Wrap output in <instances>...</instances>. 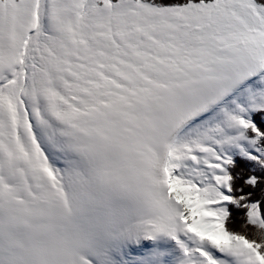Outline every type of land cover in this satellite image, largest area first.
<instances>
[{"label":"snow or ice","instance_id":"obj_1","mask_svg":"<svg viewBox=\"0 0 264 264\" xmlns=\"http://www.w3.org/2000/svg\"><path fill=\"white\" fill-rule=\"evenodd\" d=\"M0 264H264V0H0Z\"/></svg>","mask_w":264,"mask_h":264},{"label":"trees","instance_id":"obj_2","mask_svg":"<svg viewBox=\"0 0 264 264\" xmlns=\"http://www.w3.org/2000/svg\"><path fill=\"white\" fill-rule=\"evenodd\" d=\"M238 223H239V222H237V226H238Z\"/></svg>","mask_w":264,"mask_h":264}]
</instances>
